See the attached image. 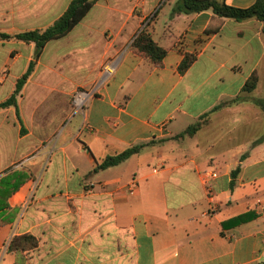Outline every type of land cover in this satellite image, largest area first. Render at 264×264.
I'll list each match as a JSON object with an SVG mask.
<instances>
[{"label":"crops","instance_id":"obj_1","mask_svg":"<svg viewBox=\"0 0 264 264\" xmlns=\"http://www.w3.org/2000/svg\"><path fill=\"white\" fill-rule=\"evenodd\" d=\"M8 1L0 34L11 36L46 30L72 2ZM177 1L101 0L37 61L34 44L0 38V105L36 63L18 107L0 108V264H264L263 23L173 16ZM23 3L35 9L24 17ZM143 30L166 51L161 65L133 47ZM79 89L92 92L85 113ZM206 171L218 174L211 193ZM27 235L36 247L10 250Z\"/></svg>","mask_w":264,"mask_h":264},{"label":"trees","instance_id":"obj_2","mask_svg":"<svg viewBox=\"0 0 264 264\" xmlns=\"http://www.w3.org/2000/svg\"><path fill=\"white\" fill-rule=\"evenodd\" d=\"M100 1L101 0H72L64 14L46 30L27 31L15 36L0 34V38L5 40L16 39L27 44H34L36 48L34 58L35 61H37L42 56L44 49L50 42L68 36L74 30V28L89 14L92 8ZM207 10H212L214 14L219 17L236 21L255 18L263 23L264 34V0H257L252 7L247 9H240L230 6L225 1L221 0H178L173 8L172 15L175 16L177 14H195ZM133 47L143 53L155 65H161L164 57L166 56V51L162 47H160L152 39L151 35L144 30L133 42ZM35 61L30 64L27 72L22 76L21 79L18 80L15 92L6 102L0 105V108H6L9 106H14L16 108L18 107V97L20 96L21 91L27 83L28 79L34 72L36 64ZM194 61V56L187 55L180 65V72L185 73ZM257 85L258 77L256 74H254L248 79L244 88V92L254 91L257 88ZM237 101L238 100L236 99L230 104H233ZM259 103L264 110V100L260 101ZM207 123V119H205V116H203L199 121L190 126L179 137H185L186 135L192 136ZM149 145H151V143L131 146L122 153H119L115 156H108L102 161L100 165H98V167L95 169V172L118 166L131 157L139 154L145 147ZM240 170L241 168L238 167L235 171H233L232 176L235 178L240 173ZM254 217L255 214L247 213L238 217L236 219V222L243 223ZM19 243H24V246H17ZM36 246L37 241L32 236L27 235L16 237L15 239H13L10 245V250L15 252L19 250V247H21L20 249L25 250Z\"/></svg>","mask_w":264,"mask_h":264},{"label":"built area","instance_id":"obj_3","mask_svg":"<svg viewBox=\"0 0 264 264\" xmlns=\"http://www.w3.org/2000/svg\"><path fill=\"white\" fill-rule=\"evenodd\" d=\"M115 70V63H108L104 67L105 77L110 76ZM92 97V92L84 89H79L73 96V107L76 113H85L88 101ZM204 184L209 193L212 192L213 181L218 177L215 171H206L204 174Z\"/></svg>","mask_w":264,"mask_h":264},{"label":"rangeland","instance_id":"obj_4","mask_svg":"<svg viewBox=\"0 0 264 264\" xmlns=\"http://www.w3.org/2000/svg\"><path fill=\"white\" fill-rule=\"evenodd\" d=\"M10 5V2L8 0H0V15L4 13V11H6L8 9ZM20 9L23 10L22 12V16H26L28 15L27 11H33L35 10L34 8H30V5L28 3H23V5H19L18 6ZM12 10V9H10ZM9 16V14H8ZM189 144L193 143L194 140H187Z\"/></svg>","mask_w":264,"mask_h":264}]
</instances>
